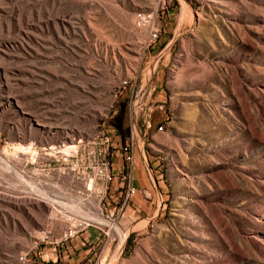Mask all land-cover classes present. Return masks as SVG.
I'll return each mask as SVG.
<instances>
[{"label": "rangeland", "instance_id": "obj_1", "mask_svg": "<svg viewBox=\"0 0 264 264\" xmlns=\"http://www.w3.org/2000/svg\"><path fill=\"white\" fill-rule=\"evenodd\" d=\"M158 1L0 0V264H20L48 220L25 190L61 181L41 171L68 159L50 146L83 138L80 156L119 163L100 131L133 134L137 183L152 188L103 264H264V0H165L146 46L134 16ZM73 244L59 261L77 260Z\"/></svg>", "mask_w": 264, "mask_h": 264}, {"label": "built area", "instance_id": "obj_2", "mask_svg": "<svg viewBox=\"0 0 264 264\" xmlns=\"http://www.w3.org/2000/svg\"><path fill=\"white\" fill-rule=\"evenodd\" d=\"M167 4L165 0L158 1L155 5L136 12L134 23L136 27L146 31V46L152 45L160 37L159 15ZM129 83L130 78L122 79L115 95L125 92ZM99 136L103 153L109 145L120 152V161L115 166L102 152L98 156H80L78 150L80 144L84 143L83 138H79L78 144L69 143L71 146L57 149L55 145L49 147V154L66 152L68 159L65 158L67 161L62 166L48 164L41 167V171L49 168L56 170L57 177L61 180L58 184L54 182L50 185L46 178L34 180L32 184L27 183L25 196L44 203L50 211L46 224L34 236L35 242L31 249L17 255L20 264H36L39 258L44 260L40 244L49 245L54 254L50 264L57 263L58 251L68 252L67 248L71 243L76 245L75 250L86 249L77 255L75 264H103L106 257L103 256L105 245L120 239L124 227L119 222L133 197L140 193L144 199L152 198L151 187L136 184L137 154L133 134L123 144L106 131H100ZM93 151L90 150L89 153ZM138 154L147 164L144 150ZM90 229L96 231L93 239L87 235Z\"/></svg>", "mask_w": 264, "mask_h": 264}, {"label": "crops", "instance_id": "obj_3", "mask_svg": "<svg viewBox=\"0 0 264 264\" xmlns=\"http://www.w3.org/2000/svg\"><path fill=\"white\" fill-rule=\"evenodd\" d=\"M137 180H138V178L136 176V184L139 186V184L137 183ZM137 195H135L134 198ZM139 195L144 199V197L140 193H139ZM134 198H133V200H134ZM144 200L149 201L147 199H144ZM133 205H134V203H133ZM75 263H76V255L74 254V249L69 248V254H64L63 256H60V261H58L57 263H53V264H75ZM37 264H47V263L41 262V263H37Z\"/></svg>", "mask_w": 264, "mask_h": 264}, {"label": "bare ground", "instance_id": "obj_4", "mask_svg": "<svg viewBox=\"0 0 264 264\" xmlns=\"http://www.w3.org/2000/svg\"><path fill=\"white\" fill-rule=\"evenodd\" d=\"M68 146H71V145H68ZM125 235H126V234H125ZM125 235L122 236V244L120 243V246H119L120 248H121V245H123ZM119 250H120V249H119ZM119 255H120V253L118 252V255H117L116 258H119V257H120Z\"/></svg>", "mask_w": 264, "mask_h": 264}]
</instances>
